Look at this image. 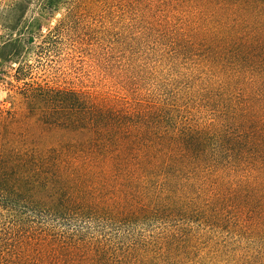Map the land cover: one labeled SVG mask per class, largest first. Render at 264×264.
Returning <instances> with one entry per match:
<instances>
[{
  "label": "trees",
  "instance_id": "16d2710c",
  "mask_svg": "<svg viewBox=\"0 0 264 264\" xmlns=\"http://www.w3.org/2000/svg\"><path fill=\"white\" fill-rule=\"evenodd\" d=\"M146 1L184 64H105L73 89L12 56L0 264H264V0Z\"/></svg>",
  "mask_w": 264,
  "mask_h": 264
},
{
  "label": "rangeland",
  "instance_id": "374dc122",
  "mask_svg": "<svg viewBox=\"0 0 264 264\" xmlns=\"http://www.w3.org/2000/svg\"><path fill=\"white\" fill-rule=\"evenodd\" d=\"M148 3L146 0H0V109L19 106L13 105L12 96L19 91L11 84L18 85L14 76L21 58L13 61L12 56L20 44L24 46L21 56L30 64L27 83L56 88H90L105 64L131 65L146 74L155 70L165 72L176 60L179 65L184 64L175 52L188 48L189 43L180 38L173 40L163 19L157 17L161 14L158 6L153 9ZM173 22L183 30L180 20ZM54 31H57L53 34L56 42L44 46L43 39ZM31 35L33 41L27 43ZM17 101L21 98L17 97ZM64 226L51 225L56 234L77 227ZM82 227L92 230L89 236H94V229H88L91 226Z\"/></svg>",
  "mask_w": 264,
  "mask_h": 264
}]
</instances>
